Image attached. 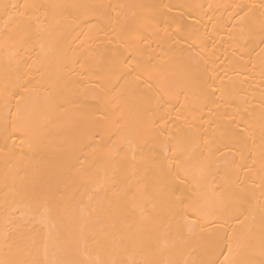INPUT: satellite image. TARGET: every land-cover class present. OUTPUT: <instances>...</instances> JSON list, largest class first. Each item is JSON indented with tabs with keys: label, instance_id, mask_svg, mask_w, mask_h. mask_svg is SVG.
I'll use <instances>...</instances> for the list:
<instances>
[{
	"label": "bare ground",
	"instance_id": "obj_1",
	"mask_svg": "<svg viewBox=\"0 0 264 264\" xmlns=\"http://www.w3.org/2000/svg\"><path fill=\"white\" fill-rule=\"evenodd\" d=\"M0 264H264V0H0Z\"/></svg>",
	"mask_w": 264,
	"mask_h": 264
}]
</instances>
